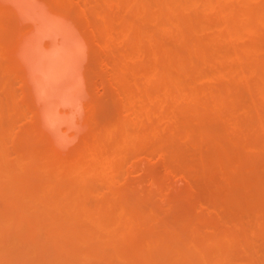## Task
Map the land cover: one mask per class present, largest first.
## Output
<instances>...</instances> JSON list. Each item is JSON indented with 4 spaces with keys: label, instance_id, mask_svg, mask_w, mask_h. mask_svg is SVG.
<instances>
[{
    "label": "bare ground",
    "instance_id": "1",
    "mask_svg": "<svg viewBox=\"0 0 264 264\" xmlns=\"http://www.w3.org/2000/svg\"><path fill=\"white\" fill-rule=\"evenodd\" d=\"M229 1L231 0H0V72H8V75H6L8 77L5 76L6 73H3L6 78L3 76L4 80L0 82V109H2L0 113L2 117H0V119H3V115L12 117L15 113H17V109L20 107L27 119L26 123H24L23 120V123L21 124L23 127L19 124L20 127L24 130V128H26L24 125L27 124V130L38 137L39 140H37V142L41 141L47 151L56 155L58 158L66 159L76 151H81L82 147H86L90 142L99 140L102 146L109 150L111 155L118 161L121 168L124 167L128 159H133L132 164L135 166V170L139 171L143 167L141 158L143 152L146 151L149 156L155 157L159 154L160 150H165V143L163 142L165 141L166 135L164 136L161 134L162 122L160 121L162 101L161 95L164 93L171 96V98H173L178 105L185 108L182 109L185 110L186 115L184 114L182 117L187 116L186 119L189 120V125H185L188 123L187 120L184 122V127L187 126L189 129L192 126L189 129V131L193 134L192 136L197 134H194L193 130L197 131L201 122H205L206 125L208 121L209 125L211 123L212 126L207 124L204 129V126H202L204 124H202V127L200 128H202L203 131L201 130L202 132L200 133L206 134V136H208L207 132L210 133V130L214 133V121L218 123V126H215L217 128L220 127L218 129L215 128L218 136L220 137L218 139L224 140L225 146H228L225 142L226 140L237 146L239 143L238 135L234 132V130L229 128L227 117L224 115L225 113H223L222 110L223 108H219L218 112H216L218 115L215 113V110L211 113L208 109L220 107L218 103L219 99L223 104L224 100H230L232 103H244L251 108L254 106L256 107V102L253 99L256 96H252L253 87L256 89L258 94L264 97V59L262 60L264 55L261 54V59L252 57L253 53L258 52L259 54L262 52L261 50L264 49V38L260 35L262 29H264V0H239L242 8L238 10L237 15L231 13ZM236 6L239 5L237 4ZM71 11L76 12L78 15H75H77V18L79 16V19H77ZM253 32L260 36V40H252L250 38V35ZM193 60H196V63L194 62V64L190 66L189 62ZM212 83H216L218 86L215 87ZM258 103L260 104V102ZM214 104L218 105L214 106ZM240 106L241 105L239 104L238 107L240 108ZM174 107L171 109V114H173V116L175 115L174 111L177 108ZM228 108L230 109V107ZM19 109L18 111H20ZM225 109L226 108H224V110ZM225 111H227V109ZM208 112L209 115H207ZM178 114L182 115L183 113ZM203 115H206L208 119H206L205 116L203 117ZM212 116H214V118ZM209 117H212L211 120L213 121H211ZM15 118L7 120L5 118L4 120L6 121V124H8L11 122L9 120L16 122L17 119ZM180 118L181 117L179 116H175L174 119L176 120H174V122L177 121V119L182 120V118ZM191 120H195L197 122V128H195V122L192 123L193 121ZM172 122L173 119L169 122V126ZM11 123L9 125H11ZM207 126L208 129H210V127L211 129L205 132L204 130H206ZM13 129H16L15 125L13 126ZM177 130L178 129L173 131L175 136L178 134L176 133ZM19 131L22 132H19L21 135L19 137H22L24 135L23 133L26 132L25 130V132H23L22 129ZM164 132L166 133L167 130H164L162 133ZM173 132L170 130V133H168V136L166 137L168 140L167 143L169 146L173 145L177 150L176 152H178V150L181 152V148H177L175 146L176 142L172 140V138H174ZM216 132L214 133L215 137H217ZM31 133L29 136L31 135V137H34ZM27 135L28 134L22 137V142L24 137H27ZM181 135L182 134L180 133V138H183ZM162 136H164V138ZM179 136H176V141H178ZM206 136L203 138H206V140L211 139L214 142L216 141L211 137L212 135L208 136L209 138ZM30 139L32 140V138H29L28 140ZM195 139L198 140L199 138L195 137ZM28 140L26 143H28ZM189 140L190 139L186 141L189 142ZM249 140L250 142L248 141L246 144L253 143V145H255L258 142L256 138L254 139V142L256 141L255 143L251 142L250 138ZM198 143L202 149L200 150L199 148L200 152L198 151V153L201 154L200 156L202 158H204L203 156L207 157L208 153H211H207L208 150L205 151V149L213 147V150H215L217 147L220 148L218 151L216 150L215 153L212 152L211 154L212 158L216 159H212L210 161L211 163L209 164L212 165L209 166L211 168L214 167L213 164L215 161H218V158H220V164L224 165L223 167H227L229 164L228 157L231 155V151L229 149H232L229 148L230 145L227 147L230 151V153H228L225 152V147L223 146L224 148H222L221 144L216 145L214 148L213 145L215 144L213 143H209L207 145L206 142L200 143V141H198ZM195 144L198 148V144ZM204 144L207 146L206 148H202ZM174 148H170L172 153L175 154L173 155L171 153L173 158L178 156L174 153ZM201 151L205 154L203 155ZM218 153L219 156L216 155ZM253 153L254 152H250V154ZM254 154H256V152ZM262 155H264V152ZM247 157L248 156L246 155L245 159H247ZM232 158V162L236 163V167H238L240 164V160H238V151L234 152ZM246 161L243 163H246ZM247 162L248 165H253V162ZM259 163H255L253 166L254 168L252 169L256 171L258 169L256 166H258ZM240 169L238 172L241 174L239 175L237 172L238 177H235L240 184L241 181L239 178L244 177V181L247 179L244 174L248 173L249 177L251 174L255 177L258 175L257 172H255L256 175L255 173L253 175V171L251 170L250 172L243 170L241 172ZM261 170L264 171L263 168ZM233 172L234 171H232V174L229 175L230 178L235 175ZM248 180L250 179H247V181ZM260 180V178L259 181L258 179H255L253 184L258 181V186L261 183ZM135 181L136 179L134 178L125 179L122 185V190L117 193V198L121 202L126 201L129 196H132L135 193L131 186L135 183ZM242 184L245 185V183ZM253 184H250V187H254ZM263 185L264 184L261 186ZM233 186L234 185L231 187ZM239 186L240 185H236L237 188L232 189L230 187V189H232L233 193L234 190L235 193L240 192V189L242 192L243 189ZM258 189L262 195L261 190H264V188H257L256 190L258 191ZM242 193L245 194L242 195L243 199H246L248 195L254 199L261 200L257 196H252L255 194L249 195L247 191H243ZM36 195L37 194H35V197L38 196V198H40V195ZM46 196L47 194L44 197ZM44 197L42 196V198ZM50 198L51 197L48 198L49 201L51 200ZM48 200H45V202L49 203ZM59 200L61 202V199H58V201ZM111 200L112 205L114 202L113 206L115 207L117 200L114 201L112 198ZM226 200L233 201V199L230 198ZM51 201L54 202L53 199ZM51 201L50 203H52ZM247 201L244 202V204L247 203V208H243L244 211H246V213H244L245 219L246 217L250 218L247 209H250V207H248L249 204L252 205V203ZM58 203L59 202H57L56 206H58ZM83 203L85 204L84 201ZM59 204L60 206L62 205L61 203ZM68 204L71 205V203ZM44 205L46 206L44 208H47L48 205ZM233 205H235L234 201ZM52 207L48 206V208L53 210V212L57 211L54 209V206ZM123 207V209H125V206ZM259 207L261 210L262 208L260 205ZM59 208L62 210V207ZM67 209H72L69 213V218L72 220L73 218L71 216L74 209ZM249 209L248 211L251 212L255 210V207L250 210ZM256 211L259 212L258 210ZM18 213L17 215H19ZM29 213L32 214L33 210ZM34 213L38 214L39 211L34 210ZM108 213L112 216V212ZM20 214H23L21 215V218H24V220L27 221L25 214H28V212L23 210ZM55 214L56 213L53 215ZM61 214L64 215L63 212ZM81 214L82 213H80L79 216ZM122 214L123 213H120V216ZM144 214H147L148 221L154 219L148 215L150 213L144 212ZM56 216L57 215H55V217ZM93 216L95 215L92 214L91 217ZM123 216H121V220L119 221L120 224L118 223L116 225L120 228V230H123L118 234H112V236L114 235L126 239L129 244L128 247H130L129 250L126 249L127 247H121L122 244H125L121 243V241V245L114 243L118 248L121 247L119 250L116 247V250L119 251L117 254L121 253V250L124 248L125 251H128L126 254H129L131 249L132 254L130 253L129 255L133 256V246H138L141 240H139L138 231L132 228L136 224H130V227L133 225L131 228H129L128 225L127 229H124L125 227L121 224ZM253 216L255 217V215H252L251 218L254 220ZM158 217L161 218L160 216ZM14 218L16 220L17 217ZM124 218L126 217L124 216ZM239 218L236 219L239 220ZM111 219H109V221L113 222L114 219ZM172 219L171 220L175 223L176 221H174V218ZM15 220H12L11 224H13L12 222ZM46 220V222H48L47 218ZM167 220L168 223L171 222L170 225H173L168 226V231H171L169 228L174 230L177 227L175 230L177 233L175 232L173 234L174 236H172L171 231L170 234L168 233L171 237L166 238V240L163 239L161 244H159L160 242L157 239L161 240V236L158 237L159 234H157L158 238L154 240V236L156 237L154 232L155 229L153 230L152 228L154 227H152L150 231V228L148 227V233H153H147V236L151 235V237L148 236L146 238L147 240H145L143 244L136 247L139 252L143 251L144 261L146 260L145 258H148L147 256L145 257L144 252H148L152 255V257H157V255H162L169 249L171 254L166 257H169L170 259L174 258L176 261L178 260L180 264H228L226 261L228 251L232 245L236 244L235 240H232L229 235L230 231H234V229L230 228L229 230L226 225L225 227L229 230L227 232L220 228L224 227L223 225H213L216 227V230H214L215 227H213L212 231L214 230V232L207 233L206 238L202 241V243H198L200 241L195 242L196 240L190 241L187 239L184 231H181L180 228L178 229L179 225L172 223L169 217L164 221L161 220L158 222L157 220H153V222H156V224H159L160 226L162 224L164 228L163 222H167ZM248 220L254 223L251 219ZM70 221H68V223ZM81 221L82 220H80V223L78 224V227H80L82 223L80 228L81 231L76 230L80 231L82 236H84L83 232L86 229L82 226L84 225L85 227L87 221ZM129 221V218L125 220V226L130 223ZM228 221L230 222L229 218ZM44 222L45 221L43 220V225H45ZM195 223L196 222H194V224ZM54 224H57L56 221ZM69 224L71 225V223ZM238 224L240 225V232H243L242 223ZM58 225L56 228L59 227ZM48 226L50 227V225ZM72 226L73 228L70 227L72 229L77 227V225ZM116 226H114L115 231H119L116 230ZM49 227L43 228L45 232H48L45 234L46 237L48 234H54L58 230L55 228L53 229L55 232L52 231L51 229L53 226H51V231H46L45 229L48 230ZM209 227L212 228V226ZM16 228L17 226L15 229ZM89 228L87 227V230ZM253 228H256V226ZM82 229L85 230L83 231ZM60 230L62 229L59 228L58 231L60 232ZM197 230L198 232L200 231L199 228ZM246 230L247 229H245V231ZM261 230L264 231V228ZM93 231L94 230H91V232ZM222 232H225V234H222ZM84 233H86V231ZM200 233L201 231L199 234ZM258 233L261 234L260 232ZM74 234L75 233H73V235ZM102 235L100 234V236ZM68 236V238H70V234ZM261 236H264V232L260 235V238H263ZM28 237H31V240L36 239L31 241L32 243L39 240V236ZM84 237H82V241L86 239V237L85 239ZM163 237L165 238L167 236ZM239 237L240 236H238V238ZM248 237L249 239H252L249 235ZM47 238H45V241H47ZM49 238L56 240L60 237L58 235V237L56 236L54 238L49 236ZM74 238L75 237L73 236V238L71 237L70 239L74 240ZM120 238H117L118 241ZM92 240L93 238L90 239V241ZM100 240L104 239L95 238L92 242H98ZM110 240L112 239L108 238L106 241L111 243ZM153 240L156 242V244L154 243L155 245L150 244ZM45 241L43 240V242ZM68 241L66 242L69 243ZM230 241L232 242L230 243ZM92 242L86 241L87 244L90 243V246L87 245L86 247L89 248L90 253L94 251V246L91 245ZM115 242H117L116 239ZM166 242L168 244H166L168 249L164 244ZM239 242L240 240H238L236 245L241 244L243 248L241 249V246H235V251L231 254L233 255L235 252V255L231 256L229 254L228 259L233 257L232 263L237 261L235 258H243L244 255H248L247 257L251 260L255 259L257 256L256 254L252 253L250 255L247 253V251H250L248 248L253 250V243L251 244V247L247 246L245 249V245H242V243ZM67 243L61 244V248L67 250L68 248H64L69 247ZM76 243L78 245V242L76 241L75 243L73 242L72 245L70 243L69 244L72 248V246ZM98 243H102V241ZM162 243L165 246H163L164 249L161 246L163 245ZM260 243L264 248V241ZM46 245H48V243L45 244V246ZM36 246L40 247L41 245L37 243ZM209 246L215 248V255L206 251ZM258 246L261 251H264L260 244ZM90 247H92V250ZM104 247H106V245ZM71 248H69V250ZM86 248L83 249L82 247L84 251H86ZM98 248V250H95L100 252L98 255H101V257L98 259L108 258L107 252L111 254L114 252L112 251L114 250L112 247L111 250L107 249L110 248V246H107L105 251L103 250L104 252L107 250L106 253L101 251L104 249L103 247L101 250L100 247ZM79 249L80 247L78 250ZM236 249H240L241 251L245 249L246 254L240 255ZM34 250H36V247ZM70 251L74 252L75 249ZM261 251L259 256L264 255V252L262 255ZM80 252H82L81 249ZM122 252L124 253V251ZM154 252H156V256L151 254ZM62 253L64 254V251H62ZM69 255L70 253H65L63 258H67ZM112 256L115 257L114 255ZM112 256L110 257L112 258ZM191 256L192 258H190ZM71 257H74V255H71ZM119 257H122L121 254ZM139 257H141V255ZM161 257L163 258L161 259ZM247 257L243 258V260L246 259L245 262L248 261L251 263L252 261L247 260ZM79 258L80 255H78L77 258L75 257V262L73 261V264H79ZM157 258H153L155 259L153 261L155 264L159 263L155 262L156 260L161 259V263H163L162 261H167V258L164 256H158ZM90 259V261H92L94 258ZM129 259L133 260V257ZM257 259L258 258L255 260ZM70 260H72V258ZM96 260L97 259H95V262ZM111 260H109L110 264L112 263ZM149 260L151 261V259H147L148 262ZM189 260L190 262H188ZM262 260H264V256ZM117 261H119V259ZM122 261L123 260H121V263ZM147 261H145L147 264L152 263V261L150 263ZM168 261L166 264L170 263ZM248 262L246 263L248 264ZM253 262L256 264L258 260ZM253 262L251 264H253ZM71 263L72 261L70 264ZM84 263L86 264L88 262ZM257 264H261L260 259ZM262 264H264L263 261Z\"/></svg>",
    "mask_w": 264,
    "mask_h": 264
},
{
    "label": "rangeland",
    "instance_id": "2",
    "mask_svg": "<svg viewBox=\"0 0 264 264\" xmlns=\"http://www.w3.org/2000/svg\"><path fill=\"white\" fill-rule=\"evenodd\" d=\"M237 4L239 6H236ZM241 6L242 5H241V2L239 0L229 1V8L231 9V13L234 15L238 14V10L242 8ZM71 12L77 18L78 14L76 12H73V11H71ZM75 14H77V15H75ZM77 19H79V16ZM261 33H260V35L262 36V38H264V29H262ZM250 38L252 40H260V36L258 34H255L254 32L250 35ZM261 51L262 52L259 51L260 52L259 54H258V52L253 53L252 57L261 59L262 58L261 54L264 55V49ZM263 59L264 58H262V60ZM194 62L196 63V60L189 62V65L191 66L192 64H194ZM3 73L4 74L6 73L5 76L8 75L7 71H1L0 72V82H2V80H4L5 76ZM6 77H8V76H6ZM212 84L215 87L218 86V85H216V83H212ZM256 93H257V91L253 87L252 88V96L253 97L256 96L255 98H253L256 102L255 103L256 107L254 106L253 108H251L244 103H232L230 100H224V104H223L219 99L218 103H219L220 107H214L212 109H208V110H210L211 113L214 112L213 110H215V113H216V112H218L219 108L220 109L223 108L222 110H223V113H225L224 115H226V117H227V123L229 125V128H231V130H234V132L237 133V135H238L239 143L237 146L234 145L233 143H230L227 140L225 141L228 146L230 145L229 148H232V149H229V148H227L228 146H225L224 140L218 139L220 137L218 136V133L216 132V129H215V128H217L215 125H217L218 123L211 120V118L212 117L214 118V116H212L211 118L209 117V119L211 121H213V124H215L214 125L215 128H214L213 132L214 133L216 132L217 137H215L214 133L211 132V130H210L211 127H210V129H208V126H207L206 130H204V131L206 132L207 130H210V133L207 132L208 136L212 135L211 137L214 140H216L217 142L216 141L214 142L211 139L206 140V138H203L206 136V134L200 133L203 131L202 128H200V127L204 126V129H205V126L207 124L209 125V121L208 122L206 121L207 122L206 125H205V122H201V124L199 125V128H197L198 127L197 122L195 120H191V121H193L192 123L195 122V128L198 129L197 131L193 130L194 131L193 133L194 134L197 133L198 135L196 134L195 136H192L193 134L191 133V131H189V129L192 126L191 127L189 126L190 127L189 129L187 127L189 125V120L186 119L187 116L182 117V116H184V114L186 115L185 110L182 109L184 107H182L181 105H178V103L175 102L173 100V98H171V96H169L168 94L162 93V95H161L162 101H161L160 121L162 122L161 123L162 132L164 130H167V132L166 133L161 132V134L164 136L166 135V137H167L168 133H170V130L173 132L174 130L178 129L177 132L175 131L176 133H178V134H176V136H179V134L181 133L182 134L181 136H183V138L182 137L180 138V136H179L178 141H176V136L174 135V132H173L174 138H172V136H171V138L174 142H176L175 146L177 148H179V147L181 148V152H180V150H178L179 153L176 152L177 150H176V148H174L173 145L172 146L170 145L171 146L170 147L169 144L167 143L168 140L166 139V137H165V141H166L165 142L163 139L164 136H162L163 137L162 139L164 141L163 143H165V146H164L165 150H163V149H162L163 151L160 150L159 154L155 157L149 156L146 151L143 152L141 155L143 167L139 171L135 170V166L132 164L133 159H128L127 162L125 163L124 167L121 168L118 164V161L111 155L109 150H107L104 146H102V144L99 140L90 142L87 145L88 147L87 146L82 147L81 151H79V150L76 151L74 154H72L71 156H69L66 159L58 158L56 155L47 151V149L43 146L41 141L37 142V140H39L38 137L35 136L33 133H31L29 130H27L28 129V127L26 126L27 124H25V125L23 124L24 127H26V128H24V130L25 131L27 130L26 131L27 133L23 130V128L20 127V125L23 123V120H24V123H26V121H27V119L24 116L23 111H21L22 109L20 107H19L20 109L18 108L20 111H18V109H17V113H15L12 117H8L6 115H3V119H0V264H67V263L70 264L71 261H72L71 264H73L75 262V257L77 258L78 255H80V258L78 259L80 261H78V260H76V261H78L79 264H85L84 262H88L86 264H89V263L90 264H110L109 260H111V259H112L111 264H131V263L132 264H145L146 263L145 261H147V259H151V261H152L151 264H153L154 263L153 261L155 260L153 258H157L158 256H164L165 258H167L166 260L167 261L169 260L168 262H170L171 264H180L178 262V260L176 261L174 258L170 259L169 257H166V256H169L171 254L170 250L168 249L167 242L164 244L165 245L167 244L166 246H167V249L169 251L167 249H165V250H167L168 252L166 251L164 254L161 253L162 255H157L156 252L151 253V254H154V256L157 255V257H152V255H150L148 252L147 253L144 252L145 257L146 256L148 257V258H145L146 259L145 261L143 258V256H144L143 251L139 252L138 249L136 248V247L140 246V244H143L144 241L147 240L146 238L148 236L151 237V235L147 236V233L149 231L148 227L150 228V231H151L152 227H154V228H152L153 230L155 229L154 232L156 234V237L154 236V238H153L154 240L161 236V240L157 239L160 242L159 244H161L163 239L166 240V238L171 237L169 235L171 231L173 232V233L171 232L172 236H174L173 234L176 232L175 230L177 227L175 226L176 228L174 227L175 228L174 230L172 228H169L171 230L169 232L168 226L170 225L171 222L168 223V220H167V222H163L164 228H163L162 224L160 226L159 224H156V222H153V220L154 221L157 220L158 222H160L161 220L164 221V220L168 219V217L170 220L172 218H174V221H176V222L174 223L172 221L173 220L172 219L171 220L172 223L179 225L178 229L180 228L181 231L182 230L184 231V234L187 237V239H189L190 241L196 240L195 242L200 241L198 243H202V241L206 238L207 233H212V232H214V230H216V227L213 225L218 226L217 224H220V225H223L224 227L227 225V228H229V230H230V228L234 229V231L231 230L229 233L231 239L232 240L234 239L236 244H237L238 240H240L239 243H242V245L244 244L245 249L247 248V246L251 247L253 245V247H254V248H252L253 250L248 248V250H250V251H247V253L250 255L252 253L256 254L257 255L256 258H258L257 263H259V259H260L261 264H262V261L264 263V260H262L263 256H264L263 255L264 251H261V249H259L260 247L258 246L260 244L261 248H263L260 242L264 241V239H263L264 236H261L263 238H260V235H262V233L264 232L261 230L264 228V227H262V226H264V219H263L264 218V205H263L264 204V190H261L263 196L261 195V192L259 189H258V191L256 190L257 188H264V185L261 186L262 184H264V176H263L264 171L261 170L262 168L264 170V160H261V159H264V155H262V153L264 152V97L258 93L256 95ZM258 102H260V104ZM239 104L241 105L240 108L238 107ZM217 105L214 104V106H217ZM227 106L230 107V109ZM173 107L174 108L177 107L174 111V114H175L174 116H173V114H171V109ZM224 108H226L227 111H225L226 109L224 110ZM177 109H178V111H177ZM1 110L2 109H0V113H1ZM176 111L178 113H183V114L180 115ZM216 114L218 115V113H216ZM22 115H23V117H22ZM207 115H209V112ZM175 116L181 117L182 120L177 119V121L174 122V120H176V119H174ZM204 116L206 119H208L206 115H203V117ZM0 117H2V116L0 115ZM5 118H6V120L15 118V119H17V121L13 122L12 120H9L12 122V123L10 122L11 125H9L10 123L6 124V121L4 120ZM172 119H173V122L170 123V126H171L170 127L169 122L172 121ZM187 120H188V123L186 122L187 124H185L184 122ZM175 123H177V124H175ZM178 123H180V124H178ZM184 124L187 126L184 127ZM202 124H204V125H202ZM14 125L16 126V129H13ZM181 125H183V126H181ZM209 126H212L211 123ZM218 128H220V127H218ZM21 129L23 132H25V133H23L24 135L28 134L27 137L26 136L24 137L23 142H22V139H23L22 137L24 135L22 137H19V136H21L20 133H22L21 131H19ZM183 129H184V131H183ZM240 132H241V134H240ZM30 133L33 134L34 137L33 136L31 137V135L29 136ZM201 134H202V136H201ZM15 136H17L18 138ZM208 136H206V137H208ZM28 137L32 138V140L31 139L28 140L29 139ZM191 137H192V139H191ZM195 137H198L199 139L196 140ZM33 138H35V139H33ZM249 138L251 139V142H254V139L256 138V140L258 141L257 144H255V145H253V143L246 144L248 141L250 142ZM188 139H190L189 142L186 141ZM27 140H28V143H26ZM192 140H194V141H192ZM198 141H200V143L206 142V145L209 143H211V144L213 143V144H215V145H213L214 148L216 145L221 144L222 148L225 147L224 148L225 152L230 153V151H231V155L228 157L229 164L227 165V167H223L224 165L220 164V158H218L217 159L218 161H215V163L213 161L214 167L211 168L209 166V165H212V164H209V163H211L210 161L213 159L211 154H212V152L215 153L216 150L218 151L220 148L217 147L215 150H213V147L211 146L212 148L205 149V151L208 150L207 153L208 152H211V153L210 154L208 153L207 157L203 156L204 158H202L200 156L201 154L198 153V151L200 152V150H202ZM191 142H193V143H191ZM194 142L198 144V148ZM240 142H241V144H240ZM171 143H173V142H171ZM172 147L174 148V151H175L174 153H176V155H178L174 158H173V155H175V154H173L172 151L170 150V148H172ZM206 147L207 146H205V144H204V146H202V148H206ZM167 148H168V150H167ZM199 148H200V150H199ZM235 151H238V158H239L238 160H240L239 161L240 164L238 167H236V163L232 162V159H233L232 157H233V154ZM250 152L251 153L256 152V154H254V153L250 154ZM171 153L173 155H171ZM202 154L204 155L205 153L202 152ZM216 155L219 156V153ZM246 155L248 156L247 159H245ZM213 160H216V159L214 158ZM244 160L245 161L247 160L250 163L253 162L252 163L253 165L249 164L250 165L249 166L247 164L248 163L247 161H246V163H243V162H245ZM256 160H258V161H256ZM257 162L258 163L260 162L259 163L260 165L258 164V166H256V167H258V169L255 171L252 168H254L253 166ZM100 163H102V164H100ZM247 166H249V167H247ZM101 167H102V169H101ZM103 168H104V170H103ZM228 168H229V170H228ZM240 168H242V169H240ZM259 168H260L262 173L260 172ZM239 169L241 170V172H242V170L246 171V172H250V170H251V171H253V175L255 172H257L258 175H256V173H255V175H256V177H255V176H252V174L250 173L251 175L249 177L248 173L244 174V176L247 179H250L248 181H247V179L244 181V177H242L243 175L240 176L243 178V179L239 178L241 181V184L245 183V185L244 184L241 185L239 183V181H237V179H235L236 176L238 177V174L239 175L241 174L238 172ZM227 171H229L231 173H229ZM232 171H234L233 174H235L234 176L232 175L234 178L232 176H231L232 178H230V176H229L232 174ZM237 172H238V174H237ZM126 178L136 179L135 183H133L131 185L132 189L135 191V193L132 196H129V198L126 201L121 202L117 198V193L122 190V185H123V182L125 181ZM259 178L261 179L260 180L261 183L257 186V184H258L257 182L259 181ZM255 179H258V181H256L253 184ZM231 182H232V185H234L235 187L234 186L231 187L232 186ZM250 184H253L255 188L250 187ZM236 185L237 186L240 185L239 187H241L243 189L242 192L247 191L249 193V195L255 194L252 196L253 197L257 196L261 200L254 199L248 195H247L246 199H243L242 195H245V194L241 192V189H240V192L235 193V190H234V193L232 192L233 188H237ZM230 187L232 189H230ZM53 188H55V189H53ZM35 194L40 195V198H38L37 195H36L37 197H35ZM46 194H47V196L44 197ZM42 196L44 198H47V199L42 198ZM49 197H51L50 198L51 200L52 199L54 200V202H52L50 200L54 204L50 203V201L48 200ZM111 198L114 201L117 200L115 207L113 206L114 202L112 205ZM229 198L233 199L236 207H235V205H233L232 200H226ZM58 199H61V202H60V200L58 201ZM105 199H107V200H105ZM45 200H48L49 203L45 202ZM247 200H249V201H247ZM76 201H78L79 203ZM83 201L85 202V204L83 203ZM231 201H232V203L230 204ZM246 201L249 203H252V205L249 204L248 207H250V209L255 207V210L251 211L254 213H251L248 211V209H249L248 208L247 212L249 213L248 215H250L249 216L250 218L246 217V219H245L244 213H246V211H244L243 208L247 206L246 205L247 203L244 204V202H246ZM57 202L62 204L60 206V204L58 203V206L62 207V210H61V208L56 206ZM68 203H71V205ZM242 203L245 206H243ZM33 204H35V205H33ZM44 204L48 205L49 207L54 206V209L57 210L58 212L57 211L53 212V210H50V208H48V206H47V208H44V207H46ZM65 204H66V206H65ZM77 204H79V205H77ZM29 205H31V206H29ZM117 205H118V207H117ZM259 205L261 206V208L263 210L262 209L260 210ZM111 206H113V207H111ZM123 206H125V209H123L124 208ZM76 207L78 210L76 209ZM67 208H73L74 212L77 211L76 213H79V214L82 213V214L79 216V214H76L72 211L73 212V213L71 212L72 216H71V214H70V216L73 219L71 220L69 218V213L72 209L69 210ZM108 209H109V211H108ZM23 210L28 212V214H25L27 221L24 220V218H21V215H23L24 213L23 214H20V213ZM32 210H33V213L32 214L29 213ZM34 210L35 211L38 210L39 213L38 214L34 213ZM256 210H258L259 212H257ZM59 211H61V212H59ZM94 211H95V213H94ZM18 212H20V213H18ZM44 212H45V214H44ZM47 212H49V213H47ZM62 212L64 213V215L61 214ZM66 212H67V214H66ZM90 212H92V213H90ZM108 212H112L113 217L110 216L111 214H109ZM144 212L150 213L148 215L154 219L148 221V216H147V214H144ZM17 213L19 215H17ZM54 213H56L55 215H57L56 216L57 218L55 217V215H53ZM120 213H123V214L126 213V214H124V216L126 218H124L123 214L121 215V216H123L122 217L123 223L121 222V224H123L122 226L125 227L124 229H127L128 225H129V228H131L133 225L130 227V224H136L132 228L138 231V237H139V240H141L140 244L138 246H133L134 247L133 256L129 255L131 253V249L129 251L130 252L129 254H126L128 251L124 250L125 247H127L126 249H128V250L130 248V247H128L129 244L127 243L126 239H123L122 237L120 238V237L114 236V235L112 236V234H118L123 230L122 228H121L122 230H120V228H118L116 226L118 223L120 224V222H119L121 220ZM92 214L95 216L91 217ZM252 215H255V217L253 216L255 221L253 220V218H251ZM158 216H160L161 218H159ZM14 217H17L16 220ZM76 217H77V219H76ZM46 218L48 219V222H46L47 221ZM111 218L114 219L113 220L114 223L112 221H109V219H111ZM128 218L130 219V221H129L130 223L126 224L127 226H125V220ZM228 218H229L230 222L228 221ZM230 218H232V219H230ZM236 218H239V220H237ZM243 218H244V220H243ZM42 219L45 221L44 222L45 225L42 224L43 223ZM102 219H103V221H102ZM248 219H251V221H253L254 223L250 222V220H248ZM12 220H15L16 222L13 221L12 222L13 224H11ZM80 220H82L81 222L87 221L86 222L87 224L85 225V227H84V225L82 226L83 228L86 229V230L82 229L83 231L84 230L86 231V233H84L85 231L83 232V235L86 237V239L84 236H82V233L80 232L81 231L80 228H81L82 223H81L80 227H78ZM55 221L57 224H54ZM68 221H70L69 223H71V225L68 223ZM193 221L196 223L194 224ZM148 222H149V224H148ZM259 222L262 224H260ZM238 223H242L241 225H243L242 228L244 231H245V229H247L245 232L243 231L244 233L242 231L240 232V230H239L240 225ZM246 223H248V224H246ZM15 224H17V225H15ZM58 224H60L61 226ZM10 225H12V226H10ZM48 225H50V227ZM57 225L59 226L58 228H56ZM72 225H77V227L72 229L73 228ZM195 225L197 226V229L198 228L200 229V231H201L200 234H199L200 231L198 232ZM16 226H17V228L15 229ZM51 226L54 227V228L52 227V229H51L54 232H55V230H53V229H55V228H56V230L57 229L59 230V228L62 230H60V232L57 230L56 233H54V234L51 232L52 234L51 235L48 234L47 235L48 238H47L45 234H47L48 232H45L43 228L49 227L48 230L47 229H45V230L50 232ZM114 226H116L117 227L116 230H119V231H115ZM170 226H173V225L171 224ZM209 226H212V228ZM255 226H256V228H253ZM259 226H261L260 227L261 229L258 228ZM70 227H72V228H70ZM87 227L88 228L90 227L89 229H91V227H92L91 230H94V231L91 232V230H89V229L87 230ZM192 227H194V228H192ZM213 227H215V229L212 231ZM224 227H220V228H222V230H225L228 232L229 230L226 227L225 228ZM248 227H250V228H248ZM37 228H39L40 230ZM76 229L80 230V231H77ZM193 230H194V232H193ZM162 231H165V232H162ZM87 232H88V234H87ZM258 232H260L261 234H259ZM58 233H62V234H58ZM67 233H68V235L70 234V238L71 237L73 238V236H74L78 241L75 238H74V240L72 239L73 240L72 241L70 238H68L69 236L67 235ZM73 233H75V234L73 235ZM90 233H91V235H90ZM151 233H153V232H151ZM151 233H148V234H151ZM164 233H166L167 235ZM239 233H241V234H239ZM92 234H93V236H92ZM100 234L101 235L104 234V235L100 236ZM157 234H159V236ZM222 234H225V232H222ZM58 235L61 238V240H60V238L56 239L57 243H56V240L49 238V236L55 238L56 236L58 237ZM246 235H247V237H246ZM248 235L252 239H249ZM28 236H39V240L32 243L31 241H34L36 239L31 240L30 239L31 237L29 238ZM163 236H167V237L164 238ZM238 236H240V237L238 238ZM82 237H84L85 240L82 241V239H83ZM45 238H47V241H45ZM92 238H93L92 241H94L95 238L96 239L97 238L98 239H104V240H100V241H102V243H98L100 241H98V242L96 241L98 243L97 244L96 242L90 241V239H92ZM108 238L112 239V240H110L111 243H109V241H106ZM117 238H120L119 241ZM29 239H30V241H29ZM115 239L117 242H115ZM255 239L259 240V241H256ZM43 240L45 242H43ZM154 240L150 244L155 245L156 242ZM245 240H246V242H245ZM66 241H68L71 245L73 242L75 243V241H76V242H78L79 246L76 243V244H74L75 247L72 246V248L74 247L72 249L70 244L67 243ZM86 241L92 242L91 245L94 246L93 247L94 251L98 250L99 249L98 247H100V250L103 247L104 249H102L101 251L104 252L105 248H107V246H110V248H107V249L111 250V247H112V249H114V250H112V251H114L113 253H115V250L118 248L117 246H115L116 244L121 245L120 241H121V243H125V244L121 245V247L124 246L123 250H121V253L117 254V252H119V251L116 250L115 254H113V253L111 254V253H108L106 250L108 258L98 259L101 257V255L100 256L98 255V254H100V252L95 251V253H94V251H93L92 253H90L89 248H86L87 245H89L90 243L87 244L88 242L86 243ZM105 241L108 243H106ZM167 241H168V239H167ZM254 241H256V242H254ZM169 242H170V240H169ZM231 242L232 241H230V243ZM37 243L39 245H41L40 247L38 246L39 248L36 246ZM47 243H48V245L45 246V244H47ZM66 243L69 245V247H64L66 249L68 248L67 250H64L61 248V246H62L61 244H66ZM114 243H116V244H114ZM230 243H229V245H230ZM100 244H102V245H100ZM134 244H135V242H134ZM164 244L161 245L163 249L165 247ZM236 244L232 245V247L230 246L231 251L230 250L228 251L226 261L228 262V264H247L246 262H248V261L245 262L246 259L243 260V258L247 257L248 255L247 256L244 255L243 258H238L237 256H235V257H237V259L234 257L235 260H237L236 262H239V263H236V262L232 263L233 257L231 259H228L229 254L231 255L232 252L235 251V248H236L235 246H241V244H238V245H236ZM42 245L45 246L46 248L43 247ZM76 245H77V247H76ZM105 245H106V247H104ZM132 245H133V243H132ZM35 247H36V250H34ZM79 247L82 250V252H80V249L78 250ZM82 247H83V249L86 248V251H84L82 249ZM121 247H119L118 250ZM69 248H71L70 250L75 249L76 253H75V251L74 252L70 251ZM76 248L78 251L76 250ZM91 248L92 247H90V249ZM240 248L242 249L243 247L241 246ZM207 249L208 250H206V251L208 253L215 255L216 251H215L214 247L209 246V247H207ZM244 250L241 251L240 249H238L237 251L240 255H243V254H246L245 253L246 250L245 251ZM258 250H259V252H258ZM62 251H64V254L70 253V255L67 258H63L64 254L62 253ZM68 251H69V253H68ZM112 251H110V252H112ZM122 251H124V253ZM237 251H236V253H237ZM260 251H261V254L263 256H259ZM106 252H104V253H106ZM166 253H168V254H166ZM234 253L231 256H234L235 255ZM93 254L94 255L96 254V255L94 256ZM120 254L122 257H119ZM71 255L72 256L74 255V257H71ZM112 255H114L116 258L113 257ZM140 255L143 259L141 257H139ZM110 256H112V258ZM123 256H125L127 258H125ZM65 257H66V255H65ZM132 257H133V260L129 259ZM71 258H72V260H70ZM90 258H94V259H92V261H90L91 260ZM162 258L163 257H161V259ZM165 258H164V260H165ZM190 258H192V256ZM95 259H97L96 262H95ZM106 259H109V260H106ZM118 259H119V261H117ZM161 259L156 260L155 262L161 263ZM255 259L251 260L250 258L247 257V260L252 261V262L257 261ZM121 260H123L122 263H121ZM192 260H194V259H192ZM151 261L149 260V262L148 261L147 262L150 263ZM107 262H109V263H107ZM162 262L163 263H161V264H164L165 261H162ZM166 262H165V264H166ZM188 262H190V260ZM242 262H244V263H242ZM159 263H157V264H159ZM249 263L250 262H248V264ZM254 263L255 262H253V264Z\"/></svg>",
    "mask_w": 264,
    "mask_h": 264
}]
</instances>
